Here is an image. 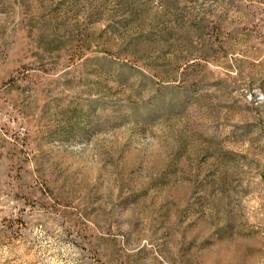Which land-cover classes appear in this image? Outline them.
Returning a JSON list of instances; mask_svg holds the SVG:
<instances>
[{
    "label": "rangeland",
    "instance_id": "obj_1",
    "mask_svg": "<svg viewBox=\"0 0 264 264\" xmlns=\"http://www.w3.org/2000/svg\"><path fill=\"white\" fill-rule=\"evenodd\" d=\"M0 264H264V0H0Z\"/></svg>",
    "mask_w": 264,
    "mask_h": 264
}]
</instances>
